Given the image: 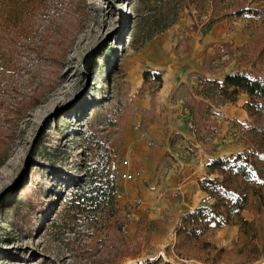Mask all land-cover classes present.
<instances>
[{
	"label": "rangeland",
	"instance_id": "1",
	"mask_svg": "<svg viewBox=\"0 0 264 264\" xmlns=\"http://www.w3.org/2000/svg\"><path fill=\"white\" fill-rule=\"evenodd\" d=\"M261 8L264 0H0V264H262L264 186L209 166L205 153L258 164L248 97L230 102L221 87L242 70L264 78V10L235 15ZM136 74L143 83L133 87ZM152 94L192 136L199 188L208 177L246 192L251 226L181 231L191 210L164 194L163 173L184 157L137 136ZM255 124L264 129V114ZM164 125L166 141L181 143L182 131ZM205 195L206 205L217 197L200 188L190 204Z\"/></svg>",
	"mask_w": 264,
	"mask_h": 264
},
{
	"label": "trees",
	"instance_id": "2",
	"mask_svg": "<svg viewBox=\"0 0 264 264\" xmlns=\"http://www.w3.org/2000/svg\"><path fill=\"white\" fill-rule=\"evenodd\" d=\"M263 10L264 8L258 10L242 9L236 11L235 15L240 17L242 14H249L251 12L258 14ZM147 74L148 72L144 73V78L147 77ZM205 80L208 83H215L212 80ZM221 88L226 94L225 98L230 102H233L239 94H245L248 97L245 103V111L252 118V122L248 125V128L253 136H257L258 138H254L256 147L251 150V154L257 158L258 164L264 162V129H259L255 124L260 119L261 114H264V78L250 76L246 71L242 70L234 74L225 75ZM241 158V153H238L234 159L235 161L214 159L209 166L223 167L226 165V169L235 176L242 178L245 182H251L257 178L261 183L259 186H264V179L260 177L264 173V165H260L261 168L257 169L254 167L257 164L256 162L251 164L249 161H246L247 158L245 161H238ZM200 188L211 194H217V197L214 198V202L211 205H199L183 218V224L180 228L186 235L197 238L210 223H216L218 227L238 225L241 230L251 226V222L241 215V211L248 205V195L246 192L222 188L219 183H216V179H210L208 177H204L201 180ZM256 190L258 191V189ZM258 193L261 196L260 189ZM140 264H161V262L159 260H151Z\"/></svg>",
	"mask_w": 264,
	"mask_h": 264
},
{
	"label": "crops",
	"instance_id": "3",
	"mask_svg": "<svg viewBox=\"0 0 264 264\" xmlns=\"http://www.w3.org/2000/svg\"><path fill=\"white\" fill-rule=\"evenodd\" d=\"M155 67V66H154ZM156 67L165 69V64H158ZM142 69H138L137 72L140 74ZM140 72V73H139ZM131 78L134 79V86L133 87H138L143 83V78L141 76H137V74L130 75ZM165 87L168 90L169 86L173 85V80L174 78L172 77V73L168 74V77L165 79L163 77ZM170 81H172L170 83ZM163 83V85H164ZM176 83H174L175 85ZM173 85V86H174ZM159 93L156 92L155 97L157 98V94ZM154 98V94L148 97L147 100H143L144 106L143 108L146 109L148 108L149 111L147 113L150 115V121L146 122L145 125L143 124V129H141V133L137 134L138 137H146L148 139H152V142L159 145V148L157 149L158 152H161L162 154H166V152L171 153V155H182L180 160L178 161H166L165 165L166 168L164 169V178H166V181L169 182V185L166 186V189L163 191L164 194L170 195V194H176L177 192V199H176V205H178L177 209L178 211H181L182 213H187L193 208L197 207L200 205V203L195 202L193 204H190V200L194 199L195 197L197 198L198 193L200 192L199 188V175L201 176V173L204 172L201 169H197V166L195 165V159L197 158H191L189 157L190 155L186 154L188 153V150L186 149V145L190 143V139H192V136L186 133L185 135V129H182V124L183 122L178 119L177 117V110L170 108L169 110H165L164 113H161L159 108H156V101L152 99ZM157 110V113H155ZM147 114V115H148ZM152 118V119H151ZM169 119V124H172L174 128L182 131V133L185 135V138L181 140V143L178 142H173V143H168L166 139L168 138V127L164 125L165 119ZM156 121L161 122L162 125H157L155 123ZM138 125L139 122L135 123V125ZM188 139V140H187ZM202 149L200 148V151ZM206 156L211 157V160L223 157L226 155V153H223V155L217 154L213 152L212 154H209V152H205ZM164 154V155H165ZM168 155V154H167ZM221 155V156H219ZM166 159V158H165ZM204 158L203 160H205ZM193 160V161H192ZM200 162H205L209 163L210 161H200ZM170 164V165H169ZM169 165V166H168ZM195 175V176H194ZM170 177V179H168ZM193 183V184H192ZM121 190H124L125 187L121 185ZM192 187L194 190V193L191 194L190 199H185L184 197L188 196L189 193V188ZM173 188V189H172Z\"/></svg>",
	"mask_w": 264,
	"mask_h": 264
},
{
	"label": "built area",
	"instance_id": "4",
	"mask_svg": "<svg viewBox=\"0 0 264 264\" xmlns=\"http://www.w3.org/2000/svg\"><path fill=\"white\" fill-rule=\"evenodd\" d=\"M127 177H130L129 175ZM117 195V190L113 189L108 193V196L113 197ZM204 204H209L212 201V198L209 195H205L202 199ZM127 216H129V214H127ZM126 231L125 226L123 227V232Z\"/></svg>",
	"mask_w": 264,
	"mask_h": 264
}]
</instances>
